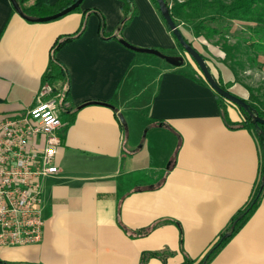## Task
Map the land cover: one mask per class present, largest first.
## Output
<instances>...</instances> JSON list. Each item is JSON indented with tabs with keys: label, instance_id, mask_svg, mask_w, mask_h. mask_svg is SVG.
Here are the masks:
<instances>
[{
	"label": "crops",
	"instance_id": "obj_1",
	"mask_svg": "<svg viewBox=\"0 0 264 264\" xmlns=\"http://www.w3.org/2000/svg\"><path fill=\"white\" fill-rule=\"evenodd\" d=\"M131 2L136 13L120 31L123 0H83L79 11L46 22L26 20L11 0H0V116L36 104L55 40L76 32L85 10H98L117 34L102 39L92 12L82 36L57 52L69 72L70 100L60 109L59 172L41 180L43 239L0 246V262L140 264L144 252L162 256L147 264L198 262L251 197L260 178L256 137L225 123L194 62L172 66L120 42L183 56L152 1ZM183 33L237 96L249 99L251 83L264 81V53L259 65L238 70L213 37H196L191 26ZM226 102L231 121L242 122L237 105ZM124 113L136 133L147 128L143 144L128 133ZM208 264H264V198Z\"/></svg>",
	"mask_w": 264,
	"mask_h": 264
},
{
	"label": "trees",
	"instance_id": "obj_2",
	"mask_svg": "<svg viewBox=\"0 0 264 264\" xmlns=\"http://www.w3.org/2000/svg\"><path fill=\"white\" fill-rule=\"evenodd\" d=\"M21 5V8L26 16L29 18H39L45 16H51L65 8L72 5L76 0H57L55 3H51V0H17ZM123 12L124 19L120 24V31L124 29L131 21L132 17L136 13L133 8L131 0H123ZM157 8L161 18L166 24L168 30L172 33L178 46L184 51L185 48L178 42L176 36L173 34L167 23L165 22L157 0H151ZM167 7L170 10L173 20L180 27V25H189L193 28L196 37H205L210 39L217 35H226L230 32L234 22L241 23V29L237 36L238 39L243 40L245 46L256 50L257 55L250 57L253 65H259L257 56L260 53H264V0H164ZM79 11L80 6L73 11ZM72 12V11H71ZM95 12L99 15V34L104 40L117 39L115 32H108L106 30L105 18L96 9L85 10L83 19L81 21L78 30L71 34H65L59 36L50 51V58L47 69L43 76V81L49 83L52 87V96L58 101V106L62 110L64 109L65 103L70 100V76L66 66L57 58V52L67 43L79 38L84 33L87 26V17L90 13ZM185 40L196 48L185 36L182 29L180 28ZM221 48L226 53V59L233 60L236 58L235 53H238L239 46L230 44L227 41L221 42ZM197 49V48H196ZM199 51V49H197ZM163 51V50H162ZM200 52V51H199ZM201 53V52H200ZM202 54V53H201ZM255 55V53H254ZM203 58L207 62L208 57L202 54ZM192 61L197 65L201 74L202 71L198 66L197 62L192 56ZM208 64V63H207ZM209 67V65H208ZM210 69V67H209ZM211 71V69H210ZM202 78L203 74L201 75ZM215 77V76H214ZM219 85L229 90L231 83H224L221 77H215ZM205 82L207 80L204 78ZM230 91V90H229ZM251 93V92H250ZM218 98V104L224 118L225 123L228 126L240 125L243 128L248 129L254 134L258 142L261 151V163H260V178L253 190V193L246 205L239 210V212L232 218L229 228L226 234H221L219 240L213 245L211 250L203 256L201 260L195 262L190 258H186L182 264H208L214 256L224 247L230 238L236 234L248 221L250 215L254 212L260 201L261 195L264 191L263 177H264V124L256 123L250 113L243 109L241 106H237L244 115V120L240 123H234L231 121L228 115L227 102L224 97L216 93ZM252 97V98H251ZM249 104L252 111L256 112L259 116L264 118V110L260 108L258 103L255 101V97L251 94L249 99H245ZM179 225V223H178ZM155 226V225H154ZM151 226L145 230H142L141 235H146L154 227ZM180 226V225H179ZM181 230V229H180ZM180 243L183 244L181 237ZM161 256L160 253H149L144 252L141 257L140 264H147L149 257ZM1 264H11L0 262ZM165 264V261H164Z\"/></svg>",
	"mask_w": 264,
	"mask_h": 264
},
{
	"label": "built area",
	"instance_id": "obj_3",
	"mask_svg": "<svg viewBox=\"0 0 264 264\" xmlns=\"http://www.w3.org/2000/svg\"><path fill=\"white\" fill-rule=\"evenodd\" d=\"M52 87L43 83L36 104L19 116H0V246L40 243L41 180L59 172L63 122Z\"/></svg>",
	"mask_w": 264,
	"mask_h": 264
},
{
	"label": "water",
	"instance_id": "obj_4",
	"mask_svg": "<svg viewBox=\"0 0 264 264\" xmlns=\"http://www.w3.org/2000/svg\"><path fill=\"white\" fill-rule=\"evenodd\" d=\"M82 2H83V0H76L69 7L65 8L64 10L60 11L59 13H56V14L51 15V16H45V17H39V18H29L28 16H26L24 14L19 2L17 0H11V3L13 5V8L15 11L20 16L25 18L26 20H30L33 22H46V21H50V20H54V19H57L59 17H62L64 15L70 13L71 11L76 9L77 7H79L82 4ZM157 3L159 5L161 14H162L165 22L167 23V25L169 26V28L171 29L173 34L176 36L178 42L185 48L186 53L188 55L192 56L194 58V60L197 62L198 66L200 67V69L202 71L203 77L207 80V82L215 90V92L218 93L219 95H221L222 97H224L226 100H228L232 104H235L237 106H241L243 109L248 111L256 123L264 124V118L259 116L256 112L252 111L249 107V104L245 101V99L235 95L231 91L226 90L219 85L216 78L214 77V74L210 71L208 64L205 61V59L203 58L202 54L185 40L182 32L180 31V27L173 20L172 15L170 13V10L166 5V2L164 0H157ZM119 40L123 45L130 48L131 50H134V51L140 52V53H147V54L155 55V56L165 60L168 64H170L172 66L179 67V66H182L185 62L184 56L169 55V54H166L165 52H163L157 48H142V47L134 46L123 38H120ZM104 104L114 108V106L112 104H107V103H104ZM120 118L122 119V121H124V117L122 115H120ZM263 184H264V177H263ZM228 235H230V233H227V236Z\"/></svg>",
	"mask_w": 264,
	"mask_h": 264
},
{
	"label": "rangeland",
	"instance_id": "obj_5",
	"mask_svg": "<svg viewBox=\"0 0 264 264\" xmlns=\"http://www.w3.org/2000/svg\"><path fill=\"white\" fill-rule=\"evenodd\" d=\"M189 25H180V28L182 29V31H184L185 33H187V30L189 29ZM239 34V31H236L235 32H229L227 33L226 35H217V36H214L213 37V40L212 42H216V44H218L220 47H221V42L223 41H227L229 42L230 44H233V45H237L239 46V50H238V53H235V56H236V59H233L231 61L232 65H234V67L236 66L238 68V70L241 68L243 69H247V67L249 66H253V62L251 61L250 57H254L257 55V52H255L256 50H251V48L245 46V44L243 43V40H240L237 38ZM255 53V55H254ZM147 54V53H146ZM184 58L188 61V62H193L190 55H188L186 52L183 51V54ZM149 56L153 57V58H157L159 60H162L161 58L155 56V55H152V54H149ZM256 65V63H255ZM197 66V65H196ZM198 68V67H197ZM235 69V68H234ZM186 70H190V68L186 69ZM199 69H197L198 71ZM191 72V71H190ZM199 72V75H202L200 70L198 71ZM192 74H194V71L191 72ZM251 93L250 95L252 94L254 97H255V101L258 103V105L260 106V108H262V110H264V81L262 80H259V79H256L254 80L252 83H251ZM232 91V90H231ZM232 93H235L234 91H232ZM236 95V94H235ZM240 97V96H239ZM252 98V97H251ZM236 106V105H234ZM237 107V106H236ZM59 114H60V117H62V114L63 112L59 110ZM130 114L129 113H124V122H126V124L131 123V126L128 127V133L131 135V137H135L137 135V139L138 141H141L139 142V145L143 144L144 143V140H143V135L146 134V130L147 128L144 127L143 129L139 130V128L137 129V133L134 131V126H133V123L131 122V117L129 116ZM168 166V162L166 163V167ZM264 198V191L261 195V198H260V201L258 203V206L256 207V209L254 210V212L257 210V208L260 206V204L262 203V200ZM254 212L250 215V217L254 214ZM250 219V218H249ZM248 219V220H249ZM227 233V230L226 229H222L220 231V234L218 235V238L216 239V241L209 246V248L206 250V252L204 253V255L207 254V252H209L211 250V248L213 247V245L219 240L221 234H226ZM223 248V247H222ZM221 248V249H222ZM221 251V250H220ZM219 251V252H220ZM218 252V253H219ZM217 253V254H218ZM216 254V255H217ZM215 255V256H216ZM214 256V257H215ZM148 262V261H147Z\"/></svg>",
	"mask_w": 264,
	"mask_h": 264
}]
</instances>
